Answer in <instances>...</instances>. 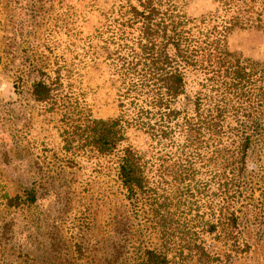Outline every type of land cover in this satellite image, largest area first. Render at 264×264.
Here are the masks:
<instances>
[{"label":"rangeland","instance_id":"374dc122","mask_svg":"<svg viewBox=\"0 0 264 264\" xmlns=\"http://www.w3.org/2000/svg\"><path fill=\"white\" fill-rule=\"evenodd\" d=\"M182 2L189 17L215 7L212 0ZM110 5L0 0V196L22 200L8 207L0 201V264H134L142 249L157 248L169 237L156 236L142 210L128 205L113 156L80 151L74 143L67 148L65 132L76 113L30 95L33 82L48 78L58 84L57 100L77 99L94 119L122 112L101 44L91 40ZM227 42L231 50L264 61L260 33L234 32ZM126 138L138 154L153 150L137 129H127ZM246 166L234 207L236 236L225 242L216 234L186 233L207 219L203 197L195 212L179 216L184 235L169 237L177 264H186L195 244L216 256L217 264H264V139L248 153ZM30 194L33 201H25Z\"/></svg>","mask_w":264,"mask_h":264},{"label":"trees","instance_id":"16d2710c","mask_svg":"<svg viewBox=\"0 0 264 264\" xmlns=\"http://www.w3.org/2000/svg\"><path fill=\"white\" fill-rule=\"evenodd\" d=\"M212 1V11L189 17L182 0H111L91 40L101 44L123 107L116 117L94 119L77 99L57 100L56 80L33 82L30 95L76 113L65 132L67 148L74 143L80 151L113 156L124 199L142 210L156 236L184 235L179 216L195 212L205 197L207 219L186 233L231 242L238 233L234 207L249 170L246 158L264 139V61L231 50L227 40L234 32L264 36V0ZM129 128L153 143L147 156L127 143ZM33 199L30 194L25 201ZM0 201L8 207L22 200ZM169 237L142 249L134 264H177ZM185 260L219 261L196 244Z\"/></svg>","mask_w":264,"mask_h":264}]
</instances>
